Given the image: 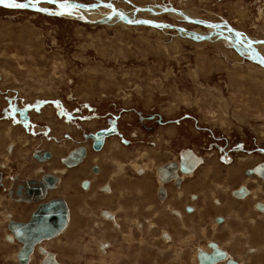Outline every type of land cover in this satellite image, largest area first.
I'll return each mask as SVG.
<instances>
[{"label": "rangeland", "instance_id": "rangeland-1", "mask_svg": "<svg viewBox=\"0 0 264 264\" xmlns=\"http://www.w3.org/2000/svg\"><path fill=\"white\" fill-rule=\"evenodd\" d=\"M58 1L65 3V0ZM17 2H25V0H17ZM66 2L73 5L94 6L95 10H86L84 9L86 6L81 8V11L87 14L84 15L92 21L103 20L109 16L113 8L103 4H113L118 13L139 22L146 20L168 23L185 28L200 37L216 34L210 41L199 43L189 38L187 33L181 35L166 28L131 25L118 20L115 16L103 25H95L64 15L48 16L29 9L0 6V113L8 107L7 98L13 99L12 104L22 109L26 104L32 105L36 100H41L37 99L38 96L46 94L44 98H55L57 103L64 106L60 109L51 104L56 109L57 117L60 116L58 110L69 113L67 118L60 116L57 119L59 127L57 129L53 127L56 131H66L62 128V125L68 127L64 120L67 122L72 119L74 122L71 123L73 126L71 130H74V140L81 142L85 133L106 128L109 118L114 117L111 118L112 121L116 122L124 136L131 140L130 146H124L127 151L122 153L120 165L112 166L110 160L104 164L105 168L109 167L110 171L113 170V174L109 175L110 178L108 176L95 178L86 175L85 171H79L70 176L73 181L88 178L97 182V187L99 182L107 181L114 186V191L111 189L113 192L111 197L118 200L117 182H140L144 176L134 174L133 164L147 168L146 177L154 182L155 165L177 159V155L176 158L174 157V152L179 148L198 147L199 143L211 140L205 130L207 128L212 130L216 137H226L229 143H241L246 151H251L252 148L264 149V67L250 60L247 53L228 42L229 39L236 41V38L230 30H224L225 25L231 24L233 30H239L243 40L246 38L254 41L264 40V0H66ZM129 2L133 3L131 4L133 6ZM174 6L209 26L206 28L191 24L183 18L171 17L166 13L157 17L143 10L150 7L158 12L162 8L170 9ZM41 8L48 9L50 13L59 9L47 3ZM208 22L214 25L211 26ZM219 26L222 27L214 30ZM221 32L223 34L219 37L218 34ZM253 48L259 49L264 57L263 43L258 42V46ZM71 95L74 97L70 98ZM85 102H89L98 113V117L94 119L97 122L94 124L84 125L83 117L88 115L84 106L82 107V103ZM151 115L162 116L163 119L149 118ZM193 119L196 123L192 121ZM32 120L40 129L47 124L53 125L48 119V114L45 113L37 112ZM161 120L163 124L158 123ZM0 122H5L2 124V130L9 128L7 123L10 120H0ZM165 122L167 124H164ZM148 126L151 127V131L146 130ZM64 133L59 134L58 142L68 141L62 139ZM37 135L28 138L29 144L26 147L18 144L19 141L24 140V134L20 129L13 131L9 137L0 136V172H4L6 176L18 174L20 179L37 178L39 174L34 170L38 165L32 162L30 151L38 147L37 141L41 145L42 140L44 143H52L46 141L42 134ZM161 135L164 136V142L158 140L159 147L162 146L164 149H149L156 154L154 157H149L152 162L147 157L140 158L139 154L145 151L144 148L152 147L150 141L161 139ZM9 142L16 143L18 147V150L12 154L6 153ZM48 144L45 148H49ZM75 146L76 143L67 145L69 149ZM52 149L58 155L64 153L59 151L58 147L53 146ZM203 154L206 161L212 159L217 161L214 152L205 151ZM132 155L137 158L130 163L128 160ZM108 156H111L110 153H106L102 158ZM239 157H248L252 160L264 158L263 155L253 153H241L236 155L235 159ZM96 158L94 157L89 165L97 163ZM253 163L255 162H250ZM20 164L24 167H20ZM60 166L55 164L52 167ZM52 167L43 165L40 168L50 173ZM120 168L122 170L118 174ZM199 171L201 172V169ZM223 173L226 174V171L223 170ZM117 175L121 176L117 177ZM103 190L108 193V186L106 185ZM61 191L48 195L47 199L62 197ZM188 191L192 192L193 189L188 188ZM125 195L121 200L126 199ZM212 196L214 195L211 194ZM219 197L224 200V196L219 195ZM186 199L183 201L184 205L192 204ZM108 200L107 197L100 198L98 202L106 204ZM216 201L220 203L218 199ZM151 203L153 204V201ZM209 203L205 202V196L201 195L197 206L201 210H208L209 215L213 216L217 211H212ZM99 204L94 205V201L90 199L88 210L96 214L99 211L96 206ZM36 205L37 203L13 202L0 191V264H16L17 261L18 245L13 240L5 239L6 236H11L6 228L7 215L10 213L13 215V220L24 222ZM158 205L160 208L166 206L161 203ZM106 206L101 205L114 209L111 202ZM166 208H170V205L168 204L161 211ZM108 209L105 210L109 211L108 214L111 216H104V220L112 227L118 228L116 221L112 220L114 211ZM71 214L73 220L71 228H66L57 239L42 244L44 249L57 254L58 260H61L60 264H121L119 259L127 252L123 251L125 248L136 249L134 255L127 258V262L196 264V252L193 261L191 247L193 249L201 241L191 244L186 242L182 255L175 250L173 244L150 240V236L140 229L136 232V241H132L133 238L129 237L126 230L122 235H115L116 242L114 240L99 242L98 252L94 238L100 239V236L90 234L89 230L83 236L81 234L83 229H73L81 226V221L75 210L72 209ZM88 217L90 222L95 220L92 214ZM197 217L198 215L193 218ZM74 221L80 223L76 226ZM137 223L142 224L141 220ZM157 226L154 237L161 230L167 229L161 224ZM193 227L197 232H206L208 228L206 225H203L205 230L204 228L201 230V225ZM116 231L118 232L117 229ZM110 243L112 248L107 252ZM119 250L121 252L118 254ZM66 253L70 255L67 257ZM33 258L32 264H39L40 256L36 254Z\"/></svg>", "mask_w": 264, "mask_h": 264}, {"label": "flooded vegetation", "instance_id": "flooded-vegetation-1", "mask_svg": "<svg viewBox=\"0 0 264 264\" xmlns=\"http://www.w3.org/2000/svg\"><path fill=\"white\" fill-rule=\"evenodd\" d=\"M42 5L43 4H41L40 6ZM146 8H150V7H146ZM135 9H137V7H135ZM173 9L178 10L179 8H176L174 6ZM35 12H37L38 14H42V12H39V11H35ZM157 13L159 14L155 16L157 17L161 16L162 10L156 13H153V14H157ZM166 15L168 14L166 13ZM174 15L181 17L178 13H174ZM208 23H210L211 26L214 25V23H211V22H208ZM220 23H215V24H220ZM197 25L203 26L202 23L197 24ZM230 25H225L224 27L227 30H229L228 27L231 28ZM184 33H187V32H184ZM257 41L258 42L262 41L261 43L264 44V40H257ZM43 96H47V95L42 94V96H38L37 99H41V100H36V103L32 105L26 104L24 105L22 109H18L17 108L18 106L12 104L13 99L7 98L6 104L8 105V107L7 109H5V111H2V113H0L1 115H3V116H0V120H10V122L7 123L9 124V128L5 130L4 129L2 130V124H4L5 122H0V134H1L0 136L1 137H4V135L6 137L7 136L9 137L12 135L13 131H17L20 129L22 130L24 134V138H23L24 140L20 139L21 141L18 142V144H20L21 147H26L29 144L28 138H30L31 135L38 136L37 134L39 133L40 135L41 134L43 135L46 141L52 142L51 144H48V143H44V141L42 140V145H41L40 142L37 141V145L39 144L40 146L38 145V147L36 146L35 148H32V150L30 151L32 162L38 165L37 168L34 170L39 174L37 178L34 177V178L20 179L18 174L6 176L4 172H0V191H2L5 194V197L7 195L9 200L13 202H17L16 200L12 199L10 192H9V189L15 183L23 184L27 180L41 181V178L43 175H52V176H55L56 178L58 176L59 182L57 178V181L55 182L54 187L47 191H48V195H53V193L55 192L60 193L59 191L62 190L61 193L63 196L59 198H48L47 199L48 195L46 191V194L44 197L45 201H43L44 199H42L39 202H48V201L62 202L60 204L62 205V207H65L67 210V218H66L67 221H66V225L63 228V230L59 234H57L55 237L42 240L40 243L36 244L32 248V251L28 256V261L26 264H32L33 259H34L33 257L36 254L40 256L39 264H60L61 260L60 261L58 260L57 254L44 249L42 244H45L44 242L48 240H52L55 238L57 239V236L62 234L66 226H67V229L71 228L73 224V220H71L72 209L75 210L77 214H79L80 221H81V226H77L80 223V221H78V223L74 221V225H76L77 227L73 229H77V230L80 228L83 229L81 233L83 236L84 234H87L88 230L91 231L90 234L94 233L95 235L100 236V239L98 237L94 238L98 252L100 251L98 249L99 242H102V241L110 242L111 240H114V242H116L115 235L116 234L122 235V233H124L126 230H128L129 237L131 236L133 238L132 241L134 240L136 241V238H137L136 232L138 231V229H140L144 231V234L146 233L147 235L150 236V240H154L157 242L162 241L164 244H173V247L175 246L174 248H176L175 250L176 251L178 250V252L182 253V255H183L184 246L186 242H188V244H191L192 242L201 241L199 243L200 246L196 245L195 247H193V249L191 247V250H193V255H192L193 261H195L194 255L196 252V264H198V259L199 257L202 256V254L211 255L215 264H246V262L248 263L250 262L247 260V257L254 256L256 254V250H254L255 249L254 247H251L249 249L246 241H242L243 239L246 240V237L244 238L242 237V233H243V230H246V228L252 229V231H254L255 233H260V234L264 233V227L262 225V223L264 222V200H262L264 199V158L262 160H252V159H249L248 157H239L236 159L235 157L236 155H239L241 153H248V154L253 153V154L264 156V149L252 148L251 151L250 150L246 151L244 146H242L241 143H238V142L229 143V140L226 137H216L215 133L212 132V130L207 128L205 130H207V132L209 133L207 135L209 136L211 140L207 142H202V144L199 143L198 147L202 149H199L198 147L179 148L174 152L175 155L173 154L175 158L177 155V159L166 161L159 165H155L154 182H152L150 179L146 177L148 173L147 168L133 164L134 174L138 176L144 175L140 179V182H137V181L132 182L137 185L138 191L142 189V185H141L142 182H150L151 184L150 185L151 190L147 194L148 196L147 201L141 200L139 197H142V195H139L136 192V190L134 191L132 187L126 184L125 182H121V184L125 187H129V190L125 189L123 192L125 191L126 192L122 194L119 189V185H118L117 191L119 193L117 195L119 199L116 200L115 197H111L113 195V192H111V189L114 191L113 184H110L107 181L99 182V187H100L99 188L97 187L98 183L93 182L92 179L83 178L79 181H73V179H71L70 176H72L75 173H78L79 171L81 172L85 171L86 175H89V176L92 175V177H95V178H98V177L105 178L106 176L109 177L111 173L113 174V170L110 171L111 169L109 167L105 168L104 164L108 163V160H110L109 163L112 166L113 164H116L117 166L120 165L121 164L120 157L122 153H125L127 151V148H125L124 146H130L131 140L126 138L124 136L123 131H121V129L119 128V125H117L116 122L112 121L114 117L112 118L111 116H109L112 119L109 118V124L106 128H100L98 130H95L94 132H87L83 135L82 141L78 142L74 140V137H75L73 136L74 130L73 131L71 130V128L73 127L71 123L74 122L72 121V119L66 122L62 118V120H64V123L68 126L67 127L68 129H67L64 125H62V128L66 129V131H58V130L56 131L55 130L59 127L57 119L60 118V116L67 118L69 113L65 112V110H58V113L60 116L57 117L55 114L56 109L54 108V106H51V104L57 106L60 109L64 108L63 104L57 103V100L55 98L50 97V99H48V98H44ZM73 97L74 95L70 96V98H73ZM47 104L49 105L44 107ZM86 105L89 108H87ZM83 106L86 112L88 113L86 117H83V121L85 123L84 125H87L88 123L94 124L95 122H97L96 120H94L98 117V113H96L95 108L91 106L89 102L82 103V107ZM37 112L40 114L41 113L48 114V119L51 120L53 125L47 124V126H43L41 129L37 128V126L34 124L32 120L33 115H35ZM23 116H25V119H23ZM149 118H157V119L162 118L163 119L162 116H158V115H154V116L151 115ZM192 121L196 123L195 119H193ZM170 122L174 123V121H170ZM158 123L163 124L162 120L159 121ZM167 123H169V121H167ZM167 123L165 122L164 124H167ZM102 130L108 131V134L102 137L103 138L102 145L99 149H96L94 146L95 140L91 138L90 135H95L97 132L102 131ZM146 130L151 131V127L148 126ZM62 132H65L64 135H62V139L65 138L68 141L61 140V142H58L59 134ZM160 137L161 139L158 138L157 141L155 140L150 141L152 147L144 148L145 151L142 154H139L140 158L147 157V159L150 162L153 161L152 159H149V157H154L156 154H154L152 151L150 152L149 149H157V148L164 149V147L162 146H160L161 148L159 147V142L161 140L164 142V136L161 135ZM117 138H119V140ZM70 143H76L77 146H75V148L69 149L67 145H69ZM46 144H48L49 148H45ZM53 146L58 147L59 151H64L63 155H58L57 152L52 149ZM79 148H82L84 150L83 157L81 158L79 163H77L76 165H70V166L64 164L63 159L73 154ZM16 150H18L16 143L9 142L7 144L6 146L7 154H12ZM205 151L214 152L217 156V161L215 159H212L211 161H206L205 155L203 154ZM36 152H42V153L48 152L50 156L45 161H41L39 159L34 158V155L36 154ZM106 153H110L111 156H108L105 159L102 158ZM91 154L92 156H90ZM183 154H185L187 157H189V155L192 154L196 158V160L198 161L200 160V163L196 165V167L190 174H182L178 168L176 170L173 169V164H176V162L179 164L181 157H185ZM94 157H97L96 158L97 163L89 165L90 161H92ZM136 158L137 157L132 155L128 161L131 163ZM56 161L58 164L61 165L60 167H63L59 170V172H57L56 169H53L52 167L53 165L57 164ZM248 161H254L255 163L250 164L248 163ZM20 165H21L20 167H24V165L22 164ZM43 165L52 167L50 171L51 173H48L44 171V169L40 168ZM230 168L232 169L240 168V170L237 172L235 176H228ZM199 169H201V172L199 171ZM209 169H211L212 172L209 171ZM121 170L122 169L120 168V171L118 174H120ZM223 170L226 171V174L223 173ZM206 173L207 174L209 173L210 177L209 176L207 177ZM200 174L202 178L200 177ZM175 175L176 177H174ZM120 176L121 175H117V177H120ZM220 176H223V178H221ZM56 184H57V187H56ZM64 184H66V187H64L65 186ZM106 185L108 186V189H109L108 193L103 190L106 187ZM230 185H232V187ZM115 187L117 186L115 185ZM188 188H192L193 191L189 192ZM68 192H70V194H68ZM92 192L94 194H91ZM244 192L246 193L243 194ZM124 194H126L125 195L126 199L121 200V198L124 197ZM211 194L214 196L211 197ZM201 195L205 196V202H210L209 206H211L212 211H217V214L213 216L209 215L210 213L208 212V210L206 209L201 210L197 206V202L199 201ZM219 195L224 196V200L223 198L219 197ZM114 196H116V194H114ZM106 197L109 198L108 203L111 202L114 209L106 208V207H109V206H106L108 205V203L104 204L105 202H101L103 200L98 202V199L106 198ZM66 199L70 202V204ZM90 199L94 201V205H96L97 203H100L98 206H96L97 208H99V211L96 214L88 210V208L90 207L88 205ZM184 199L188 200L192 204L184 205V202H183ZM217 199L220 201L219 204L216 201ZM152 201H153V204L151 203ZM39 202H31V203H37L38 205ZM157 202L163 205H166V206H168L169 204L170 208H166V210L161 211L166 206H163L160 208ZM17 203L31 204V203H26L22 201H18ZM37 205L35 206L34 210L30 212L27 220L24 222L13 220L12 219L13 215L12 214L10 215V213L7 215V218H8V222L6 220L7 232L10 233L11 235L9 236L10 240L15 241L16 244L18 245V248L16 250L17 251L16 252V260H17L16 264H18L17 253L21 249L22 244L18 242L17 240H15L14 237L12 236L8 228L9 222L10 221H14L17 223L28 222L31 214L37 208ZM101 205H104L106 207H101ZM230 207L231 209H229ZM105 209L114 211L115 214L112 213V215L114 216V217L112 216V220L116 221L118 228L112 227L111 224H109L108 222L104 220V216H108V217L111 216L108 214L109 211ZM89 212L90 214L95 216V220L91 222L89 221V217H88V215H90ZM196 215H198V217L194 219L193 217ZM139 220H141L144 226L141 223H137ZM206 222H210V223L207 224ZM157 224L166 226L167 229L161 230L160 233H158V235H155L156 237H154L153 236V234H155L154 231L158 229ZM194 225H197V226L201 225V230L203 228L205 230V227H203V225H206L208 228L206 232L205 231L197 232L195 231V228L193 227ZM232 226H235L238 228L239 230L238 234L235 233L233 238L231 234L222 236L221 232L224 231L223 230L224 227L231 228ZM241 227L244 228L242 232L240 231ZM116 229L118 230V232L116 231ZM9 237L6 236L5 239L8 240L7 238ZM106 237H109V238L106 239ZM207 237H210V238H207ZM129 240L131 241V239ZM232 245H236L240 247L242 255L238 256L235 253H233L230 248ZM203 246H205L206 248H202ZM111 248H112V244L107 248V252ZM40 249L44 250L47 254L42 253ZM123 251H127V252L122 254L124 255V257L122 258L120 257L119 262H121V264H134V263L136 264V261L127 262V258H131L132 255H134V253L136 252V249L134 248L133 250H131L130 248H128L126 250L125 248ZM119 252H121V250L118 251V254ZM262 252H259V254L261 256H264V253ZM66 254H67V257L68 255H70V253L69 254L66 253ZM41 257H42V260H41ZM55 258H57L58 261ZM260 262H264V260H261ZM68 263H70L69 260H68Z\"/></svg>", "mask_w": 264, "mask_h": 264}, {"label": "water", "instance_id": "water-1", "mask_svg": "<svg viewBox=\"0 0 264 264\" xmlns=\"http://www.w3.org/2000/svg\"><path fill=\"white\" fill-rule=\"evenodd\" d=\"M58 4H59V1L57 4H54V6L58 7ZM27 9L38 11L37 8H27ZM60 11L64 12V10H61V9H59L57 12H60ZM53 12H56V11H53ZM52 13H48V14L54 16ZM119 13L114 12V16H117V18H119L123 22H126L128 24H133V22L130 19L129 20L127 19L126 21H124L126 17L122 16V14H119ZM66 14L68 15V17L72 19L83 20L78 15L68 14V13ZM100 23L104 24L105 21H101ZM140 24H150V21L144 20L140 22ZM158 25L161 28H166V27L173 28L172 26H169L166 24H158ZM230 31L233 32L234 36L237 39L239 33L237 34L233 30H230ZM221 34H223V32H221L220 35ZM207 37L208 36L206 37L203 36L200 38L204 39ZM256 61L260 64H263L264 66V63H261L258 60ZM86 107L89 108L87 105ZM23 119H25V116H23ZM107 134H108V131L102 130V131L97 132L95 135H90V137L95 140L94 146L96 149H99L101 147L102 141H103L102 137ZM83 153H84V150L82 148L77 149L73 154L63 159L64 164L68 166L76 165L77 163H79V161L83 157ZM49 156L50 155L48 152H44V153L36 152V154L34 155V158L39 159L41 161H45L46 159L49 158ZM199 163H200V160L199 161L196 160V158L192 154H190L189 157H181V160L178 166L176 164H173V169L176 170L178 168L181 173L190 174L192 173L196 165ZM56 181H57V178L55 176L43 175L41 178V181L27 180L23 184L15 183L9 189V192H10L11 197H13V199H17L16 201L22 200V202H28V203L39 202L42 199H44L46 191L54 187V184ZM245 193L246 192H244L243 194ZM60 203L62 202H54V201L39 202L37 205V208L31 214L28 222L26 223H17L14 221L9 222L8 228L12 236L14 237L15 240H17L18 242L22 244L21 249L17 253L18 264L27 263L28 256L31 253L32 248L36 244L40 243L42 240L55 237L57 234H59L63 230V228L66 225V221H67L66 220L67 210L65 207H62ZM7 239L10 240V238H7ZM40 251L42 253H46L42 249H40ZM198 264H215V262L212 259L211 255L202 254V256L199 257L198 259Z\"/></svg>", "mask_w": 264, "mask_h": 264}, {"label": "bare ground", "instance_id": "bare-ground-1", "mask_svg": "<svg viewBox=\"0 0 264 264\" xmlns=\"http://www.w3.org/2000/svg\"><path fill=\"white\" fill-rule=\"evenodd\" d=\"M44 3H47V4H51V5H53L52 3H48V2H46V0H41V2L38 4V5H36V7L35 8H41V4H44ZM62 2H60L59 1V4H61ZM130 3V5L131 4H133V3H131V2H129ZM59 4H58V8L59 9H61L60 7H59ZM67 4H69V7L68 8H66V9H61V10H64V12L65 13H68V14H75V15H78V16H80V18H82L83 20H79V21H81V22H83V23H87V24H95V25H103L102 23H100L101 21H105V23L107 22V21H109L111 18H112V16H114V12H117L118 10H116V8H115V6L113 5V4H103V5H105V6H110V7H112L114 10L111 12V14L109 15V16H107L105 19H103V20H99V21H92V20H90V19H88L85 15H87V14H85V13H83L81 10V8H84V6H86V5H83L82 4V6L81 7H74V5H76V4H74L73 5V3H67ZM70 5H71V7H70ZM131 6H133V5H131ZM93 7L94 6H86L84 9H86V10H95V9H93ZM96 7H98V6H96ZM58 9V10H59ZM149 9V10H148ZM164 9V8H163ZM161 9L162 10V13L161 14H165V13H167L168 15H170L171 17H174L175 15H174V13H178L181 17H178V16H175V17H177V18H183V20H185V21H187L188 23H191V24H201L202 22H200V21H197L195 18H193L192 17V15H186V14H184V13H182V11H180V10H177V9H173V8H167L166 10L164 9ZM31 10V9H30ZM145 10H147V14H153V13H156L157 11H154V10H152V9H150V8H145ZM176 11V12H175ZM49 12V11H48ZM86 12V11H85ZM42 13H44V14H47V15H50V14H48V13H45V12H42ZM50 13V12H49ZM118 13V12H117ZM181 13V14H180ZM85 14V15H84ZM120 14V13H119ZM159 13H157V14H154V15H158ZM50 16H52V15H50ZM54 16H61V15H54ZM64 16L65 17H68V15L67 14H64ZM123 16V15H122ZM146 17H147V15H145ZM144 16V17H145ZM111 17V18H110ZM116 18H117V16H115ZM124 17H126L127 19H130L132 22H133V24H131V25H145V26H150V27H156V28H159V29H163V28H161V27H159V25L158 24H166V25H169V26H172L173 28H167L166 27V29H169V30H174V31H177V32H179L181 35H182V33H184V32H187V34L189 35V38H191L192 40H194V41H197V42H199L200 43V41L202 42V41H210L212 38H214L215 37V35L216 34H212V35H210V36H208L207 38H204V39H201L200 38V36H198V35H196V34H194L193 32H191V31H187V29H184V28H181V27H177V26H173V25H170V24H168V23H155V22H153V21H150V24H140V22H136V20L135 19H132V18H129L128 16H125L124 15ZM118 20H120L119 18H117ZM127 19H124V21H126ZM86 20H88V21H86ZM121 21V20H120ZM104 23V24H105ZM128 24V23H127ZM158 25V26H157ZM204 27L206 26V28L209 26V25H206V24H202ZM213 26V25H212ZM144 27V26H143ZM218 28H220V26L219 27H217V28H215L214 30H216V29H218ZM230 30H233L232 28H230V27H228ZM225 31H228L227 29H224ZM234 32H236L237 34H238V32L237 31H235V30H233ZM231 33H233L232 31H231ZM184 35V34H183ZM219 35V37H220V34H218ZM227 35V34H226ZM234 35V34H233ZM204 37H206V36H204ZM236 38V37H235ZM228 42H231L233 45H235V46H237L238 48L237 49H240V50H243L245 53H247L248 55H249V59L250 60H252V61H254V62H256V63H258L256 60H258V61H260L261 63H264V57L260 54V52H259V49H255V48H253V47H257L258 46V42H257V40L256 41H254V40H251V39H248V38H246V40H243V39H241V35H239L238 34V37H237V39H236V41H234L233 39H229L228 40ZM238 42V43H237ZM262 42V41H261ZM262 44V43H261ZM249 45V46H248ZM232 46V45H231ZM259 48V47H258ZM260 66H262V67H264L263 66V64H260V63H258ZM153 154V153H152ZM154 155V154H153ZM185 157H187L185 154H183ZM214 162V161H213ZM251 161H248V163H250ZM212 163V162H211ZM176 164L178 165V163L176 162ZM246 164V163H245ZM215 165V164H214ZM213 167V166H212ZM240 167V166H239ZM214 168V167H213ZM197 169V168H196ZM203 170V169H202ZM206 170H207V168H206ZM240 170V168H237V169H232V168H230L229 169V174H228V176H235L236 174H237V172ZM209 171H211L212 172V170L211 169H209ZM211 172H210V174H211ZM182 174H184V173H182ZM204 175V174H203ZM206 176L208 177L209 176V173L207 174L206 173ZM205 176V177H206ZM211 176H212V174H211ZM174 177H176V175L174 176ZM201 177V176H200ZM210 177V176H209ZM219 177V176H218ZM57 178H58V176H57ZM201 180V179H200ZM208 180V179H207ZM58 182H59V178H58ZM58 182H57V184H58ZM163 182V181H162ZM126 184H128V185H130L131 187H132V189L135 191L136 190V192L139 194V195H142V197H139L141 200H144V201H147L148 200V196H147V194H148V192L151 190V187H150V182H142L141 183V185H142V189L141 190H139L138 191V188H137V185L135 184V183H132V182H125ZM57 184H56V187H57ZM118 184H121V182H118ZM202 184V183H201ZM200 184V185H201ZM65 186L64 187H66V184H64ZM56 187H55V189H56ZM54 189V190H55ZM64 189H66V188H64ZM119 189H120V191H121V193L123 194V191L126 189V190H129V187H125V186H123V185H119ZM261 189V188H260ZM126 192V191H125ZM128 192V191H127ZM165 192V191H164ZM131 193V192H130ZM47 195H48V191H47ZM12 199H13V197H12ZM14 200H17V199H14ZM22 201V200H21ZM43 201H45V199L43 200ZM143 201V202H144ZM18 202V201H17ZM26 203H28V202H26ZM145 203V202H144ZM66 228H67V226H66ZM65 228V229H66ZM58 237V236H57Z\"/></svg>", "mask_w": 264, "mask_h": 264}, {"label": "crops", "instance_id": "crops-1", "mask_svg": "<svg viewBox=\"0 0 264 264\" xmlns=\"http://www.w3.org/2000/svg\"><path fill=\"white\" fill-rule=\"evenodd\" d=\"M61 158H63V157H61ZM54 168L56 169L57 172H59V170L63 167H61V168L54 167ZM64 181H66V180H64ZM117 185H122V184H117ZM200 189H201V187H200ZM69 204H70V202H69ZM7 222H8V220H7ZM262 225L264 227V222L262 223ZM226 228H228V227H226ZM226 228L224 227V229H223L224 231L221 232L222 236L231 234V236L233 238L235 233L238 234L239 230L237 227L232 226L231 228H228V229H226ZM243 229L244 228L241 227L240 231L242 232ZM242 237L243 238L246 237V240L243 239L242 241H246L249 249L251 247H254L255 248L254 250H256V254L254 256L247 257V260L250 262L249 263L246 262V264H264V262H260L261 260H264V256H261L259 254V252H262V251H263L262 253H264V233H262V234L255 233L254 231H252V229L246 228V230H243ZM230 248H231L232 252L235 253L236 255H238V256L242 255L240 247H238L236 245H232Z\"/></svg>", "mask_w": 264, "mask_h": 264}, {"label": "snow or ice", "instance_id": "snow-or-ice-1", "mask_svg": "<svg viewBox=\"0 0 264 264\" xmlns=\"http://www.w3.org/2000/svg\"><path fill=\"white\" fill-rule=\"evenodd\" d=\"M41 2V0H25V2H17V0H0V4H2L4 7L8 8H16V9H27V8H35L36 5H38ZM48 3L57 4L58 0H46ZM59 7L61 9H66L69 7L66 0L65 3L59 4ZM74 7H81L80 5H75ZM40 12H48V9L45 8H38L37 9ZM53 15H64L66 14L63 11L60 12H53ZM139 22V21H136Z\"/></svg>", "mask_w": 264, "mask_h": 264}]
</instances>
